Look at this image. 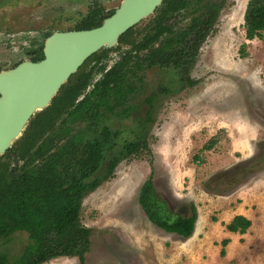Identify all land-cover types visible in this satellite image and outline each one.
I'll return each mask as SVG.
<instances>
[{
	"label": "rangeland",
	"instance_id": "obj_1",
	"mask_svg": "<svg viewBox=\"0 0 264 264\" xmlns=\"http://www.w3.org/2000/svg\"><path fill=\"white\" fill-rule=\"evenodd\" d=\"M248 1L226 0L191 69L193 86L181 87L171 70H146L137 80L135 109L107 118L113 130L131 140L148 109L145 99L155 96L145 130L149 149L122 161L83 200L81 223L91 231L85 264H165L171 257L169 246L177 237L151 223L139 203L141 187L151 175L170 209L184 215L192 204H209V195H229L253 179L263 177L264 188V37L246 39ZM253 159L254 170L243 166L245 171L231 173ZM224 178L232 183L223 185ZM213 180L214 188L230 192L209 191ZM28 242V233L16 232L8 242L0 241V250L14 259ZM45 264L81 263L77 257H59Z\"/></svg>",
	"mask_w": 264,
	"mask_h": 264
},
{
	"label": "trees",
	"instance_id": "obj_2",
	"mask_svg": "<svg viewBox=\"0 0 264 264\" xmlns=\"http://www.w3.org/2000/svg\"><path fill=\"white\" fill-rule=\"evenodd\" d=\"M190 1L164 0L152 26L156 39L165 32L172 33L165 24L167 19L186 9ZM222 6L223 1L205 6L206 17L194 21L175 37L166 36L163 46L150 57V64L173 68L180 77L181 87L193 86L196 81L190 78V70L197 60L199 49L214 30ZM244 26L246 39L264 37V0L248 1ZM192 29L194 31L190 35ZM126 36L121 38L122 42L128 41ZM148 42L142 40L138 48ZM242 55H245L244 52ZM96 57L98 54L93 56ZM131 62V55L127 53L104 74L84 100L76 103L90 76L81 67L61 88L51 105L35 114L16 141L13 152L24 160V164L9 168L3 157L0 159V240L8 239L18 231L27 232L30 239L14 260L0 251V264H45L59 257H77L81 264H85L91 231L81 223L83 199L112 177L121 161L139 156L149 149L146 134H142L137 140L124 141L117 151L107 157V151L114 148L117 133L111 132L106 125L99 128L96 120L91 121L101 117L104 111L114 112L124 103L133 89L128 83L129 75L140 64L139 60L133 61L131 67ZM75 108L83 110L88 122L85 128L73 132L63 115H72ZM212 143L204 148L211 150ZM243 166L249 170L257 168L253 159L235 166L231 173ZM222 180L225 186L232 183L225 178ZM210 183L207 189L211 192H230L227 188H214L215 180ZM139 203L149 221L158 228L184 238L193 235L198 219L196 206L192 204L187 215L171 210L157 192L152 175L141 187ZM251 224L248 218L237 215L226 227L243 234ZM228 241H222V256Z\"/></svg>",
	"mask_w": 264,
	"mask_h": 264
},
{
	"label": "flooded vegetation",
	"instance_id": "obj_3",
	"mask_svg": "<svg viewBox=\"0 0 264 264\" xmlns=\"http://www.w3.org/2000/svg\"><path fill=\"white\" fill-rule=\"evenodd\" d=\"M123 1L124 0H0V74L14 70L23 63H38L43 61L45 59V48L47 42L55 34L86 31L98 28L104 23L106 19L112 17L117 12ZM219 1H223V6L219 10L218 18L214 24V30L212 31L213 33L220 19L221 12L225 7L226 0H191L186 9L181 10L179 13L167 19L165 24L170 27L172 33L169 34L165 32L164 35H160L156 39L152 26L160 13L159 8L162 6L164 2L163 0L161 5H159L150 16L142 19L137 24L130 27L126 32L121 34L116 45L112 47H102L87 57L85 61L79 66L78 70L73 73L61 86L62 88L70 80V78L80 70L81 67H83L86 72L90 73L88 85L76 100V103H78L85 99V97L95 88V84L100 81V79H102L104 74L110 71L117 63H119L127 53L131 55V67H133V61H140L139 68H135L134 72L129 75L130 79L128 80V83L132 85L133 89L127 94L128 97L124 99V103L116 107L114 112L109 113L108 111L103 110L105 113H103L101 117L91 119V121H97L99 128L106 125L111 132L117 133V137L114 138V148L113 150L107 151V157H109L113 152L117 151L124 141L137 140L140 135L146 134V125L151 120L155 96H150L145 99V102L148 104V109L144 113L143 117H141L142 119L138 124L140 130L136 132V136L133 139L128 140L126 138H122V133L119 130H113L108 125V123H106L108 117L111 118L112 115H116L119 111L128 113L129 110L133 108L135 109L136 106L133 105V101L137 91L139 90L140 83H138L137 80L142 78L141 74L152 68L171 70L177 74L173 68L160 67L158 64H150V57L152 56L153 52L163 46L162 44L166 36L175 37L180 31L187 30L188 26H191L194 21L206 17L207 9L205 6ZM193 31L194 29L191 30L190 35L193 34ZM123 36H126L128 41L122 42L121 38ZM142 40L149 42L146 46L138 48L140 45L139 43ZM135 45H138L137 48H133ZM115 53L116 56L114 58L113 54ZM95 54H98V58H93ZM179 80L180 77L178 75V81ZM165 90L166 88L162 89V91ZM72 111H74L71 113L72 115L67 113L63 115L64 119L67 120V124H69V126L72 128V131L76 132L85 128L87 126L88 116H86L81 109L75 108ZM28 125L29 123L27 126ZM21 136L19 138H21ZM16 141L0 157V159L3 157V162L7 163L9 168H13L15 165L22 166L24 164V160H20L19 156L13 152ZM63 141L61 143H63ZM103 183H101V185ZM12 236H10L8 239L1 240L8 242ZM8 257L10 258L9 255ZM14 259L10 258V260Z\"/></svg>",
	"mask_w": 264,
	"mask_h": 264
},
{
	"label": "water",
	"instance_id": "obj_4",
	"mask_svg": "<svg viewBox=\"0 0 264 264\" xmlns=\"http://www.w3.org/2000/svg\"><path fill=\"white\" fill-rule=\"evenodd\" d=\"M163 0H124L95 29L55 34L45 59L0 74V157L23 134L30 119L47 108L61 86L92 53L118 43L121 34L150 16Z\"/></svg>",
	"mask_w": 264,
	"mask_h": 264
},
{
	"label": "crops",
	"instance_id": "obj_5",
	"mask_svg": "<svg viewBox=\"0 0 264 264\" xmlns=\"http://www.w3.org/2000/svg\"><path fill=\"white\" fill-rule=\"evenodd\" d=\"M262 178H257L258 181L253 179L229 195L218 198L209 195L207 205L195 203L198 219L194 234L183 239L177 234L169 233L177 238L169 246L171 257L165 264H264ZM211 214L216 221L210 217ZM237 215L248 218L252 223L243 234L232 232L226 227ZM224 239L229 241L222 256Z\"/></svg>",
	"mask_w": 264,
	"mask_h": 264
}]
</instances>
